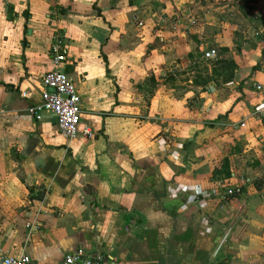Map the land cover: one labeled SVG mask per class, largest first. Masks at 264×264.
<instances>
[{
    "label": "crops",
    "instance_id": "crops-1",
    "mask_svg": "<svg viewBox=\"0 0 264 264\" xmlns=\"http://www.w3.org/2000/svg\"><path fill=\"white\" fill-rule=\"evenodd\" d=\"M57 34L81 128L93 139L70 141L51 116L29 114ZM210 49L231 62L229 81L221 67L212 73L216 60L202 59ZM257 84L264 86V0H0L3 254L61 264L83 209L121 215L135 180L158 190L165 177L178 193L197 195L188 209L196 221L230 225L243 209L232 245L248 257L235 264H264V117L251 116L264 97ZM225 188L240 194L221 198ZM124 221L142 224L133 214Z\"/></svg>",
    "mask_w": 264,
    "mask_h": 264
},
{
    "label": "water",
    "instance_id": "water-1",
    "mask_svg": "<svg viewBox=\"0 0 264 264\" xmlns=\"http://www.w3.org/2000/svg\"><path fill=\"white\" fill-rule=\"evenodd\" d=\"M144 181L135 180L136 186L126 194V206L123 198L126 210L121 215L108 213V209L94 218L93 211L83 209L82 229L70 236L71 247L64 256L83 249L89 256L107 257L112 264H235L247 260L248 254L238 256L232 245L234 225L243 209L230 225L212 227L196 221L188 211L197 195L178 193L179 183L165 177L158 190L144 187ZM125 213L139 217L142 224L127 227Z\"/></svg>",
    "mask_w": 264,
    "mask_h": 264
},
{
    "label": "built area",
    "instance_id": "built-area-1",
    "mask_svg": "<svg viewBox=\"0 0 264 264\" xmlns=\"http://www.w3.org/2000/svg\"><path fill=\"white\" fill-rule=\"evenodd\" d=\"M176 22L169 23V27L175 28ZM189 26L196 24L191 18ZM67 47L60 34L53 37L49 45V58L51 69L42 76L43 92L39 104L29 108V114L36 121H41L44 115L51 116L58 132L68 140H74L79 136L93 139L95 133L90 127L81 128V99L72 80L65 74L64 65L67 61ZM217 58V50L210 49L202 54V59L206 62L214 61ZM256 91L262 92L264 86L256 85ZM251 116L257 119L264 117V97L255 105ZM245 127V121H241L235 126L236 129ZM234 194H240L239 188H225L221 198H226ZM0 264H33L31 258L26 254L10 256L3 254L0 248ZM61 264H112L107 257L93 254L89 256L83 249L64 256Z\"/></svg>",
    "mask_w": 264,
    "mask_h": 264
},
{
    "label": "trees",
    "instance_id": "trees-1",
    "mask_svg": "<svg viewBox=\"0 0 264 264\" xmlns=\"http://www.w3.org/2000/svg\"><path fill=\"white\" fill-rule=\"evenodd\" d=\"M93 8L96 9L95 5H93ZM217 67H221L223 70L228 71L229 78L226 77L225 80L227 79V81H229V79L233 75V67H231V62L228 61V60H224V59H221V60L217 59L215 62L212 63V73L213 74H215ZM203 83H205V82H203ZM194 84L196 85V84H199V83L198 82H194ZM208 125H209V127H213L212 123H208Z\"/></svg>",
    "mask_w": 264,
    "mask_h": 264
},
{
    "label": "rangeland",
    "instance_id": "rangeland-1",
    "mask_svg": "<svg viewBox=\"0 0 264 264\" xmlns=\"http://www.w3.org/2000/svg\"><path fill=\"white\" fill-rule=\"evenodd\" d=\"M218 57V56H217ZM216 164H213V165H211V171L214 169V170H217V171H215V172H218V164H219V161H217V162H215ZM213 170V171H214Z\"/></svg>",
    "mask_w": 264,
    "mask_h": 264
},
{
    "label": "flooded vegetation",
    "instance_id": "flooded-vegetation-1",
    "mask_svg": "<svg viewBox=\"0 0 264 264\" xmlns=\"http://www.w3.org/2000/svg\"><path fill=\"white\" fill-rule=\"evenodd\" d=\"M135 223L138 225V224H140L138 221H135Z\"/></svg>",
    "mask_w": 264,
    "mask_h": 264
}]
</instances>
